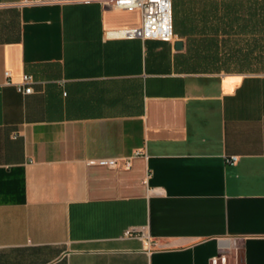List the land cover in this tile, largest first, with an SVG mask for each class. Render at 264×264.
<instances>
[{
  "label": "crops",
  "instance_id": "crops-1",
  "mask_svg": "<svg viewBox=\"0 0 264 264\" xmlns=\"http://www.w3.org/2000/svg\"><path fill=\"white\" fill-rule=\"evenodd\" d=\"M41 1L0 0V264H264V0H171V43Z\"/></svg>",
  "mask_w": 264,
  "mask_h": 264
},
{
  "label": "built area",
  "instance_id": "built-area-1",
  "mask_svg": "<svg viewBox=\"0 0 264 264\" xmlns=\"http://www.w3.org/2000/svg\"><path fill=\"white\" fill-rule=\"evenodd\" d=\"M35 3H43L41 0H35ZM48 3L57 4H92V0H49ZM149 13H150V29H151V41L160 43H171L174 39L172 28V12H171V0H149ZM9 72L4 71L3 77L9 78ZM31 77L28 75H22L20 77V83L17 86V90L22 94L27 95L31 93V89L28 86L30 84ZM27 85L26 88L21 89L20 86ZM237 161L236 157H232L227 163L234 164ZM89 164H95L103 167L102 159L89 161ZM209 264H230L228 263V256L221 254L217 257L209 259ZM232 264H238L235 261Z\"/></svg>",
  "mask_w": 264,
  "mask_h": 264
},
{
  "label": "bare ground",
  "instance_id": "bare-ground-1",
  "mask_svg": "<svg viewBox=\"0 0 264 264\" xmlns=\"http://www.w3.org/2000/svg\"><path fill=\"white\" fill-rule=\"evenodd\" d=\"M92 3L107 4L116 10H134L140 12L142 23L139 27L118 30L111 34L113 37L123 39L151 40L149 0H92ZM102 165L109 169H115L117 161L115 159H102ZM127 165L125 163L126 167ZM128 235L129 233L126 232V236Z\"/></svg>",
  "mask_w": 264,
  "mask_h": 264
},
{
  "label": "water",
  "instance_id": "water-1",
  "mask_svg": "<svg viewBox=\"0 0 264 264\" xmlns=\"http://www.w3.org/2000/svg\"><path fill=\"white\" fill-rule=\"evenodd\" d=\"M176 48H180V46L179 45H176Z\"/></svg>",
  "mask_w": 264,
  "mask_h": 264
}]
</instances>
